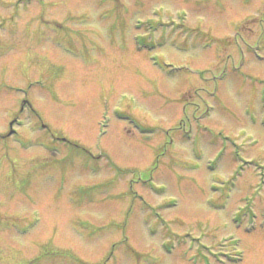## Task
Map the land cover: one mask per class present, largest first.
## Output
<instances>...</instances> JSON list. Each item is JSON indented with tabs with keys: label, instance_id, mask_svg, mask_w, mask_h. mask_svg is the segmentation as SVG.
I'll list each match as a JSON object with an SVG mask.
<instances>
[{
	"label": "rangeland",
	"instance_id": "rangeland-1",
	"mask_svg": "<svg viewBox=\"0 0 264 264\" xmlns=\"http://www.w3.org/2000/svg\"><path fill=\"white\" fill-rule=\"evenodd\" d=\"M263 223L264 0H0V264H264Z\"/></svg>",
	"mask_w": 264,
	"mask_h": 264
},
{
	"label": "bare ground",
	"instance_id": "bare-ground-1",
	"mask_svg": "<svg viewBox=\"0 0 264 264\" xmlns=\"http://www.w3.org/2000/svg\"><path fill=\"white\" fill-rule=\"evenodd\" d=\"M130 116V115H129ZM132 117V116H131ZM104 118H100L99 119V126H100V121H102ZM106 127V126H105ZM108 133V132H107ZM107 133L105 132L103 135H102V142L101 143H103L104 142V138H105V136L107 135ZM106 134V135H105ZM31 232V230H29V232L28 233H30ZM5 256H7V258L8 259H10L11 257L10 256H8V255H4L3 256V260L5 261V262H7V263H10V261H8L7 259H6V257Z\"/></svg>",
	"mask_w": 264,
	"mask_h": 264
}]
</instances>
